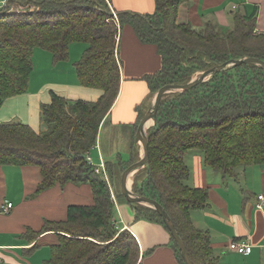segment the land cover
Here are the masks:
<instances>
[{"label": "trees", "instance_id": "1", "mask_svg": "<svg viewBox=\"0 0 264 264\" xmlns=\"http://www.w3.org/2000/svg\"><path fill=\"white\" fill-rule=\"evenodd\" d=\"M188 1L155 0L156 10L146 14L117 11L120 27L106 0H11L0 9V105L29 91L36 49L49 51L58 63L69 60L70 45L76 42L87 44L75 62L80 85L102 90L97 101H71L53 93L41 108L45 131L22 122L0 123V165L39 166L43 180L35 194L68 182H87L94 191L92 205H72L66 220H47L41 230L24 234L34 241L45 232H59L43 264H142L140 259L152 250L142 255L135 235L115 222L114 191L117 200L134 208L136 220L157 222L168 230L178 262L186 264L158 211L129 202L113 187L116 174L121 177L140 159L138 140L131 159L118 157L105 164L108 180L87 156L120 91L117 43L124 25H131L143 43L155 44L162 58L161 69L143 77L150 98L166 84L187 83L197 72L229 60L264 61V33L256 32V16L234 12L231 27L208 21L198 30L177 21L180 6ZM30 5L35 7L30 12L10 11V6ZM147 133L150 160L135 173L133 192L164 207L193 264H218L209 232L196 228L191 218L192 212L209 206L210 190L188 183L185 155L200 150L204 164L224 179H239L241 167L264 166V67L232 66L189 90L166 93Z\"/></svg>", "mask_w": 264, "mask_h": 264}, {"label": "crops", "instance_id": "2", "mask_svg": "<svg viewBox=\"0 0 264 264\" xmlns=\"http://www.w3.org/2000/svg\"><path fill=\"white\" fill-rule=\"evenodd\" d=\"M10 1L0 0V9L10 5ZM106 1L116 12L146 14L156 10L155 0ZM234 12L256 16V32L264 33V0H189L180 6L177 21L198 30L203 29L208 21L231 27ZM81 44L70 45L68 62L71 67L53 62L52 66L61 78L54 72V80L49 79L44 84L34 86L30 81L28 92L4 100L0 105V123L19 120L17 122L40 132L43 123L41 108L52 101L53 93L71 101H97L102 90L82 86L78 81L75 62L87 48ZM43 56L46 57V66L50 67L49 57ZM117 57L121 69L120 91L100 126L97 144L93 147L96 153L93 157L90 153L98 165L116 161L118 157L127 161L136 153L133 148L134 141L138 140L140 113H146L155 97L150 98L151 88L143 77L156 73L162 67L157 46L143 43L129 24L120 30ZM140 144L138 140L141 158L143 147ZM185 160L190 168L188 183L210 190L209 206L192 212L191 218L196 228L209 232L218 264H264V199L259 198L264 195V166L241 167L238 169L239 179H224L220 172L204 164L201 152L190 150ZM42 180L41 168L37 165H0V264H43L50 259L52 246L59 240V232H45L34 241L24 234L29 229L41 230L47 220H66L72 205L94 203V191L87 182H68L63 186L58 183L35 194ZM112 195L117 225L135 235L142 255L152 250L140 262L180 264L168 230L157 222L136 220L134 208L123 200H117L115 191ZM6 202L13 203L8 212L2 211ZM234 240L249 242L250 251L244 254L231 250L229 243Z\"/></svg>", "mask_w": 264, "mask_h": 264}, {"label": "water", "instance_id": "3", "mask_svg": "<svg viewBox=\"0 0 264 264\" xmlns=\"http://www.w3.org/2000/svg\"><path fill=\"white\" fill-rule=\"evenodd\" d=\"M244 63H256L264 67V61L255 57H245L235 60H229L221 64H217L214 67L203 71L200 75L193 78L191 81L184 83V84H166L162 86L158 92L155 94L154 101L152 105L149 107V109L146 111L145 115L141 119L138 130H137V138L142 144L143 147V156L133 164H131L129 167L126 168V170L123 172L121 176V190L122 194L127 198V200L131 203H142L145 205H149L153 208H155L158 213L162 216L164 223L167 225L169 230L171 231L172 236L177 241L181 253L183 256V259L186 264H193V261L189 255V252L187 250L186 244L182 237L180 236L173 219L168 214V212L164 209V207L156 200L151 199L146 196L137 195L133 192V190L129 186V178L132 174H135L140 168L145 166L150 160V152H149V142H148V122L150 120H153L157 115L158 108L160 101L162 97L169 92L173 91H180V90H189L196 85L207 81L211 76L214 74L224 71L232 66L241 65ZM154 124V123H153ZM152 124V125H153ZM151 125V126H152Z\"/></svg>", "mask_w": 264, "mask_h": 264}, {"label": "rangeland", "instance_id": "4", "mask_svg": "<svg viewBox=\"0 0 264 264\" xmlns=\"http://www.w3.org/2000/svg\"><path fill=\"white\" fill-rule=\"evenodd\" d=\"M13 7V6H11ZM15 7V6H14ZM35 7L34 6H29V7H15V10H13L12 12L14 11H23V12H30L34 9ZM20 12V11H19ZM81 42H79L80 44ZM84 48L87 46V44L85 43H82L81 44ZM45 53V54H43ZM43 55H47V57H49L50 59V67L46 66V63H45V56ZM70 59V58H69ZM33 60H34V70L32 72V75H31V80L33 82V85L35 86L36 84H44L47 80L49 79H53L54 80V72L55 74L58 75V73L56 72V70H54V67L52 66L53 65V58H52V53H50L49 51H46V50H42V49H36L35 52H34V57H33ZM70 61V60H69ZM58 63H61L60 65L64 66V67H71V64L70 62L67 61H59ZM60 66V67H61ZM47 70L45 72V70ZM48 69H51V71H49ZM203 71H199L197 72L193 78L197 77L198 75H200ZM59 78H61V75H58ZM192 78V79H193ZM19 120H14V122H17ZM154 123V122H153ZM41 127V130L42 131H45L47 129V124L46 123H42V125H40ZM151 127V126H150ZM141 145V144H140ZM142 146V145H141ZM197 152H201L200 150H195ZM92 152V157L94 156V154L96 153V150H91ZM95 165H98V163L96 161H93ZM96 162V163H95ZM122 175V174H121ZM133 175L135 176V174H132V181L131 183L129 184L130 188L132 189L133 188V180H134V177ZM120 173H117L116 174V178H115V182H114V188L116 187V190H120L121 189V180H120Z\"/></svg>", "mask_w": 264, "mask_h": 264}, {"label": "built area", "instance_id": "5", "mask_svg": "<svg viewBox=\"0 0 264 264\" xmlns=\"http://www.w3.org/2000/svg\"><path fill=\"white\" fill-rule=\"evenodd\" d=\"M19 7L21 8L22 6H19ZM13 10H15V8L14 7H10V11L12 12ZM19 11H21V10H19ZM112 13H113V19H114L115 23L117 24L118 27H120V22H119V19H118L117 12L112 10ZM87 158H88V161H89L90 164L95 165L94 162H93V159H92V157L90 156L89 153H88ZM96 170H97L98 173H102L106 177V179L108 180V173L106 171L105 163H101L100 165H96ZM259 198L260 199H264V195H260ZM257 206L260 207L261 205L258 204ZM12 207H13V203L6 202L2 206V211L8 212ZM115 222L117 223V221H115ZM229 248L231 250H233V251H237L239 253H244L245 254V253H248L250 251L251 245L247 241H243L242 242V241L234 240V241H230Z\"/></svg>", "mask_w": 264, "mask_h": 264}, {"label": "bare ground", "instance_id": "6", "mask_svg": "<svg viewBox=\"0 0 264 264\" xmlns=\"http://www.w3.org/2000/svg\"><path fill=\"white\" fill-rule=\"evenodd\" d=\"M152 124H153V120H150V121L148 122L147 126L150 127ZM133 177H134V175H133ZM131 179H132V175H131L130 178H129V184H130L131 181H132Z\"/></svg>", "mask_w": 264, "mask_h": 264}]
</instances>
